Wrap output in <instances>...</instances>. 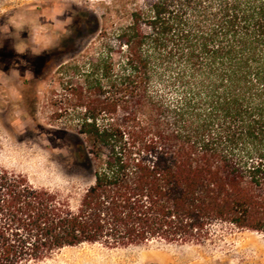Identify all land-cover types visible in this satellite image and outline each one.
<instances>
[{"label":"trees","instance_id":"obj_1","mask_svg":"<svg viewBox=\"0 0 264 264\" xmlns=\"http://www.w3.org/2000/svg\"><path fill=\"white\" fill-rule=\"evenodd\" d=\"M103 36L54 76L52 118L85 184L63 193L0 167V264L264 237V0H140Z\"/></svg>","mask_w":264,"mask_h":264},{"label":"rangeland","instance_id":"obj_2","mask_svg":"<svg viewBox=\"0 0 264 264\" xmlns=\"http://www.w3.org/2000/svg\"><path fill=\"white\" fill-rule=\"evenodd\" d=\"M136 3L140 0H0L2 169L38 188L76 194L83 187L85 181L69 171L72 135L52 118L55 70L96 52L104 30L112 34ZM85 19L89 28L81 31L76 23ZM263 254V236L219 231L201 244L67 247L34 264H264Z\"/></svg>","mask_w":264,"mask_h":264},{"label":"bare ground","instance_id":"obj_3","mask_svg":"<svg viewBox=\"0 0 264 264\" xmlns=\"http://www.w3.org/2000/svg\"><path fill=\"white\" fill-rule=\"evenodd\" d=\"M247 246V245H246ZM245 247V246H244ZM247 249V248H246ZM244 250V249H243ZM257 250V249H256ZM260 250V249H259ZM262 251V250H261ZM258 252V251H257ZM263 252V251H262ZM255 254V253H254ZM262 255V254H261ZM264 255V254H263ZM257 256V255H256ZM259 256V255H258ZM262 257V256H261ZM252 258V257H251ZM254 258V257H253ZM252 258V259H253ZM259 260L261 261V259L259 258Z\"/></svg>","mask_w":264,"mask_h":264}]
</instances>
